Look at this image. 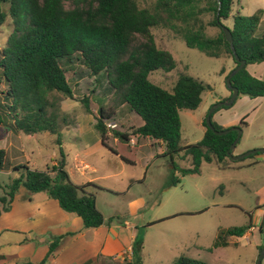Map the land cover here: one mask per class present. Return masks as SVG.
Wrapping results in <instances>:
<instances>
[{"label":"trees","instance_id":"obj_1","mask_svg":"<svg viewBox=\"0 0 264 264\" xmlns=\"http://www.w3.org/2000/svg\"><path fill=\"white\" fill-rule=\"evenodd\" d=\"M3 2L9 3L12 32L0 51V81L6 83L0 90V129L24 134L46 131L56 135V143L60 144L55 112L58 108L51 96L58 92L75 99L63 65L76 57L90 74H106L109 90L119 104L126 105L143 121L135 134L162 141L164 155L170 158L173 169H176L175 155L190 159V166L180 169L182 174L199 172L202 161L214 160L222 167L231 166L228 151L236 131L217 135L203 120L202 138L194 144L180 145L179 110L196 109L202 92L210 90L211 86L187 74H179L171 90L153 83L148 77L151 72H168L175 68L176 61L169 51L157 47L152 28L161 25L173 30L186 46L207 56L227 55L233 59L235 67L237 62L217 23V18L221 23L231 18L232 25L227 27L236 53L245 60L244 67L232 76L231 84L238 89L237 96L255 98L264 96V81L251 75L246 66L264 61V33L255 35L260 21L258 12L251 15L233 13L234 0H154L145 7H140L138 0L88 3L82 0H0V25L5 20V13L1 11ZM204 13L211 16L207 23L201 18ZM205 25L218 26L220 31L209 36L204 31ZM77 101L91 113L87 96ZM48 108H51L49 112ZM220 108L211 114L216 130L222 127L213 122L212 116ZM112 115L113 111L100 107L94 123L107 148L110 147L105 141V119ZM247 116H242L236 124L247 125ZM114 134L119 139L129 140L127 133L114 131ZM59 153L61 158L57 163L45 169H31L26 164L13 166L18 175L0 195V214L8 210L18 188L23 186L29 192H46L49 198L57 200L63 211L79 216L85 229L104 223L103 214L96 207L95 194L86 190L87 185H77L70 180L61 148ZM4 162L5 150L0 148V171ZM179 182L180 178L173 174L169 184L174 186ZM249 227L250 223L233 226L227 234L241 236ZM259 229L262 232V221ZM225 238L224 232L219 230L213 245H225ZM60 239L58 236L52 240L47 255L37 264L47 262ZM140 248L141 239H137L132 247L133 264H140ZM173 264L208 263L180 255Z\"/></svg>","mask_w":264,"mask_h":264},{"label":"rangeland","instance_id":"obj_2","mask_svg":"<svg viewBox=\"0 0 264 264\" xmlns=\"http://www.w3.org/2000/svg\"><path fill=\"white\" fill-rule=\"evenodd\" d=\"M82 1L88 3L93 0ZM153 1L138 0V4L140 7H145L150 6ZM68 5L69 3L66 2V6ZM8 8V2L1 4V11L5 13V20L0 25V51L12 32ZM236 12L242 15L258 12L260 21L257 28L260 33L255 32V35L261 36L264 33V0H234L233 13ZM201 18L204 23H207L211 16L209 13H204L201 14ZM222 23L230 27L232 19H226ZM219 29L218 26L205 25L204 31L209 36H215L220 31ZM152 33L157 47L161 49L165 46L170 47V53L176 61L175 68L168 72L163 70L151 72L148 77L153 83L171 90L179 74H187L211 86L210 90L202 92L201 102L196 109L179 110L180 145L194 144L204 134L205 126L202 122L205 120L209 109L215 103L225 100L231 95L225 78L234 68V61L227 55L211 57L196 48H190L173 30L161 25L153 27ZM63 67L66 70V76L75 99L58 92H54L51 96L55 101L56 108H58L55 112L58 116L56 120L61 143H56L57 136L46 131L37 134L14 132L11 133L8 143H26L23 157L29 158L30 156L34 160V150L36 153H40L42 158L45 156L41 166L51 163L54 151L57 160L60 159L59 148H61L66 161L65 170L72 180H76L81 170L76 164V153L88 144L101 143L100 134L94 127L98 109L104 107L110 112L113 111L111 118L105 119V124L111 121L114 125L113 127L106 126V142L118 149L121 155L134 164L124 162L121 164L116 158L113 160L114 158L106 149L101 152L105 155L101 158H99L101 154H97V158L88 157V160L91 161L98 160V167L101 170L95 172L86 170V176L94 177L93 182L95 184L106 182L118 190L110 189L112 194L104 193L102 195L110 199L109 206L102 205L101 200H99V206L104 212L107 213L106 210H114L115 208L117 214L135 213L137 217L131 220L136 224L143 222V220H152L151 218H161L151 223L152 226L149 230L150 239L153 236L155 241L161 237H168L170 240L173 234L171 231H166V227L177 222H183L190 229L193 228L199 232L203 250L197 259L208 264H254L256 253L253 244L249 245L245 236L228 235L227 230L233 226L246 225L249 221H255L256 208L264 206V152H255L234 160L230 158L231 166L229 167H222L214 160L202 161L200 170L196 173L182 174L180 172L181 168L190 166L189 157L183 158L181 155H175L173 158L176 170L168 168L169 165L166 164L165 159L171 162L170 158L164 156V159L161 155L154 161L161 159L164 164L157 166L152 163L147 168L146 165H143L144 162L149 155L153 157L157 153L162 142L148 140L146 137L135 134L141 118L136 114V117L133 116L126 105L119 104L117 97L112 94V90H109L106 74L100 73L99 76L90 74L89 69L76 57L65 62ZM253 67L250 70L257 68L258 71L256 72L264 81V61L255 63ZM246 69L249 72V68ZM5 87V81L1 80L0 90ZM84 96L90 99L91 113L86 112L82 104L77 101ZM50 110L51 108H48L47 112ZM246 114L248 115L245 119L247 125L242 123L237 126L241 129V135L232 152L233 156L243 154L249 149L264 147V96L250 98L241 94L235 98L231 105L222 106L212 116L213 122L222 127L221 130H224L231 126L226 127L225 124L219 123L217 120L220 115H222L223 121L230 118L239 121ZM0 130H2L1 134L5 131L4 129ZM114 131L127 133L130 135V139H134H132L134 142L121 138L120 142L114 141V138H119L114 134ZM27 143H43L44 145L36 144L31 149L27 147ZM152 157L150 156V159ZM253 161L257 163L249 165ZM168 171L171 174L167 177ZM15 172L18 174L17 171ZM173 173L180 178V182L174 186L169 185ZM51 174L53 175V173ZM10 181L6 174L0 173V194L7 190L6 185ZM121 182L123 183L122 186ZM141 212L142 216H140ZM173 212L185 213L165 217L173 214ZM132 214H130L131 217ZM161 227L164 229L163 232L154 230ZM219 230L224 232L226 238L232 237L230 238L231 241L236 240V243H232L224 249L215 248L213 243ZM188 238L189 236L186 234V242ZM127 252L126 250L125 255ZM144 260V264H173L164 256L145 254ZM128 261L126 259V262L123 263L129 264ZM261 264H264V255Z\"/></svg>","mask_w":264,"mask_h":264},{"label":"crops","instance_id":"obj_3","mask_svg":"<svg viewBox=\"0 0 264 264\" xmlns=\"http://www.w3.org/2000/svg\"><path fill=\"white\" fill-rule=\"evenodd\" d=\"M255 32L260 33L258 28ZM163 49L170 52V47L168 46L163 47ZM253 66H255V63L248 64L246 68H249L248 70L251 75L260 78L258 72H256L258 71L257 68L250 70ZM133 113L131 111V114L135 116L136 113ZM222 119L223 117L220 115L217 121L225 124L226 127L233 125L239 126L236 124L238 120H232L230 118L227 121H223ZM142 123L143 121L141 119L137 127L142 125ZM4 130L2 134V130H0V148L5 150L4 168L0 173L6 174L9 181L18 175L15 172L16 170L13 169L15 165L26 164L31 169H45L48 165L57 163L55 151L54 157L51 158V163L42 164V166V159L45 156L42 158L40 153H36L35 150L34 160L30 156L29 158L27 156L23 157L26 150V143H8L11 133H14V131L11 129ZM128 137L130 139V135ZM146 139L154 140L155 142L159 141L150 137H146ZM113 140L120 142L121 139L114 138ZM36 144L44 145L43 143H27V147L32 149ZM106 144L110 148H107L102 142L92 143L82 147L76 153V164L78 168H81L78 179L72 180L69 175L70 180L74 184L87 185L86 190L95 194L96 207L103 214L104 223L97 228L85 229L83 228L82 219L79 216L63 211L57 200L49 198L46 192H29L25 187L20 186L10 202L8 210L0 214V264H37L45 258L49 251V244L58 236H61V239L45 264H124L123 262H126L127 259L126 256L130 254L133 260V253L127 252L125 255L124 252L126 250H132L137 239H141L139 253L140 264H144L145 254L164 256L170 263L180 255H186L192 258L196 257V259L199 257L203 250L201 248L199 232L196 229H190L183 222H177L168 225L166 227L167 229L165 228L166 231H171L173 234L172 238H170L171 241L168 237H161L155 241V239L153 240V236L150 239L149 230L152 226L151 223L161 218H151L152 220H143V222L136 224L131 220L137 217L135 213L132 214L129 212L128 214L121 215L115 213V208L114 210L108 209L106 210L107 213H105L99 206V200H101L102 205L109 206L110 204V199L102 196L104 193L112 194V190H118L114 186L106 184V182L104 184H95L93 182L94 177L86 176V170H91L92 172L101 170L98 167L99 161L96 159L94 161L88 160V157L94 156L97 158L96 155L101 154L99 157L101 158L105 156L101 152L106 149L109 151L110 156L114 158L113 160L117 159L121 164L123 162L131 165L134 164L131 160L121 155L118 149L113 148L107 142ZM115 145H118V143H115ZM164 150L165 146L162 142L157 153L153 157L149 155L143 165H146L148 168L152 163H155L157 166L164 164L161 159H159L160 161H154L160 155L164 158ZM150 156L152 157L151 159ZM165 161L169 165L168 168H173L172 162L166 159ZM252 163L255 165L257 162L253 161ZM170 174L171 172L168 171L167 177ZM122 185L123 183L121 182ZM130 185L132 184L130 183ZM181 213L185 212H173V214L165 217L176 216ZM130 214H132V217ZM255 215V221H249L250 227L242 235L248 239L247 243L249 245L252 243L255 248L256 257L254 258V264L261 249L259 247L263 245L264 241L263 233L259 229L264 215V206H258ZM140 216H142V212ZM154 230L164 231L163 227ZM186 234L189 236L187 242ZM216 237L214 242L216 241ZM230 238H225V245L216 246L215 248L224 249V247L232 243L235 244L236 240L233 239L231 241ZM150 243L151 245H149Z\"/></svg>","mask_w":264,"mask_h":264},{"label":"water","instance_id":"obj_4","mask_svg":"<svg viewBox=\"0 0 264 264\" xmlns=\"http://www.w3.org/2000/svg\"><path fill=\"white\" fill-rule=\"evenodd\" d=\"M218 4H220L219 1H218ZM217 23L221 27V29H222V31L224 33V37H225L226 41L229 43L230 49L232 51L234 60L237 62V65L233 69L230 70V72L227 74V76L225 78L226 84H227L228 88L231 90L230 97H228L225 100H222V101H219V102L215 103L209 109V112L207 113V115L205 117V123H206L207 127L210 130H212L217 135H223V134H226V133H228L230 131H233V130H235L237 132L236 137L233 140V142H232V144L230 146V149L228 151L229 157L234 160V159H238V158H243V157H245L247 155H250L252 153H255V152H264V148L250 149V150H248L247 152H245L243 154H240V155H237V156H235V155L233 156L232 152H233V150L235 148L236 142L240 138L241 129L239 127H237V125H233V126L227 128V129H224V130H216L214 128L212 122H211V114L213 113V111H215V109H217L219 107H222V106L231 105L233 103V101L235 100V98L237 97L238 89L231 84V78L239 70H241L244 67V65H245V60L240 59L238 54L236 53L235 47L233 45V38H232V34H231L230 29L227 26L223 25L218 18H217ZM262 233H263V238H264V215H263V219H262ZM263 255H264V241H263V245H262V247H261V249H260V251L258 253V256L256 258L255 264H261V259H262Z\"/></svg>","mask_w":264,"mask_h":264},{"label":"built area","instance_id":"obj_5","mask_svg":"<svg viewBox=\"0 0 264 264\" xmlns=\"http://www.w3.org/2000/svg\"><path fill=\"white\" fill-rule=\"evenodd\" d=\"M113 123L111 122V121H108L107 123H106V126L107 127H113L114 125H112ZM130 140V142H134L132 139H129ZM128 252H130V253H132V250H130V251H128ZM125 253V252H124ZM127 257V259H129V264H133V260H132V258H131V254L129 255V256H126Z\"/></svg>","mask_w":264,"mask_h":264}]
</instances>
